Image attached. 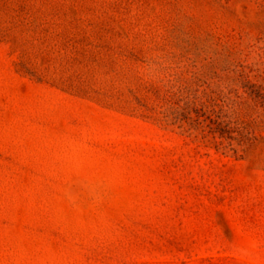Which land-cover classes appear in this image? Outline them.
Wrapping results in <instances>:
<instances>
[{
  "label": "rangeland",
  "instance_id": "rangeland-1",
  "mask_svg": "<svg viewBox=\"0 0 264 264\" xmlns=\"http://www.w3.org/2000/svg\"><path fill=\"white\" fill-rule=\"evenodd\" d=\"M0 264H264V0H0Z\"/></svg>",
  "mask_w": 264,
  "mask_h": 264
}]
</instances>
